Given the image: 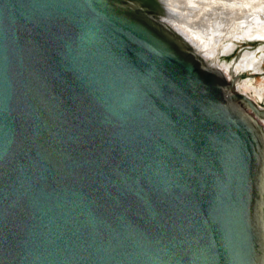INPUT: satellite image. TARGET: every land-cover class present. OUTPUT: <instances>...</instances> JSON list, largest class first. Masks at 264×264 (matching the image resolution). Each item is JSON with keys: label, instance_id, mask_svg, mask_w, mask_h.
I'll list each match as a JSON object with an SVG mask.
<instances>
[{"label": "water", "instance_id": "obj_1", "mask_svg": "<svg viewBox=\"0 0 264 264\" xmlns=\"http://www.w3.org/2000/svg\"><path fill=\"white\" fill-rule=\"evenodd\" d=\"M167 1L0 0V264L263 263L264 108Z\"/></svg>", "mask_w": 264, "mask_h": 264}, {"label": "bare ground", "instance_id": "obj_2", "mask_svg": "<svg viewBox=\"0 0 264 264\" xmlns=\"http://www.w3.org/2000/svg\"><path fill=\"white\" fill-rule=\"evenodd\" d=\"M175 1L177 4L179 1H182L183 4H190L192 9L186 7L185 9H179L180 7L173 5L175 3L173 0H169L167 3L178 11V17L165 18L163 15L160 16L163 20L168 19L179 25L186 34L192 37L194 41H197L194 42L197 44V48L192 55L200 57L199 62L202 67L209 66L218 70L221 66L230 75L246 69H251L253 72L261 71L260 64L264 57V52L255 55L254 51L245 49L229 63L217 61V56L219 53L231 52L236 46L234 39L237 37L247 39L264 38V21L261 19V15H264V0H185L186 3L184 0ZM207 11L211 12V14H206ZM179 19L182 21H178ZM176 40L184 50L191 52L188 46H184L185 40L183 38L177 37ZM258 48H264V44L259 45ZM201 52L206 53V56L203 53L201 54ZM238 84L259 100L264 99L261 82L255 85L251 77L246 76L238 81ZM232 89L238 91L237 81L232 86ZM234 106L242 112H247V110L251 109L253 113L257 114L243 99L234 102ZM258 107L263 108L261 106ZM262 121L264 123V117H262ZM261 185L263 191L260 203L261 213L259 215L264 247V180ZM262 260V264H264V254Z\"/></svg>", "mask_w": 264, "mask_h": 264}, {"label": "rangeland", "instance_id": "obj_3", "mask_svg": "<svg viewBox=\"0 0 264 264\" xmlns=\"http://www.w3.org/2000/svg\"><path fill=\"white\" fill-rule=\"evenodd\" d=\"M261 19L264 21V15L263 14L261 15ZM190 39L194 41V39H192V37H190ZM234 40L236 42V46L234 47V49L231 52H228V53H219L218 56H217V61H221V62L225 61L224 63L232 62L238 56V54L240 52H242L243 50H245V49L254 51L255 55H259L262 52H264V48H258L259 45L264 44V38L263 37H261V38L258 37V38H254V39H247V38H244V37H237ZM195 45H197V44L195 43ZM202 53H203L204 56H206V53L201 52V54ZM218 70L222 73L223 79L227 83L230 82V80L232 79V75H230L226 70L221 68V66H220V68ZM260 70L261 71H258V72H253L251 69H246V70L240 71L234 77V79H235L234 83L237 81V89H238L239 92L245 93L247 96H249L255 102V104L257 106H261V107L264 108V99H260L259 100L251 92H248L246 89L242 88L240 84H238V81H240L242 78H244L246 76H250L251 79H252L253 84L258 85L261 82V86L263 88V93H264V78H263L264 77V57L262 58V61H261V64H260ZM253 77H254V79H253ZM247 113L257 121V123L259 124V127H260L259 128V134L261 136V142H262V149H261V152H262V156H261V180L263 181L264 180V123L262 121V117H264V115L261 117V116L255 114V113H253V111L251 109L247 110Z\"/></svg>", "mask_w": 264, "mask_h": 264}]
</instances>
